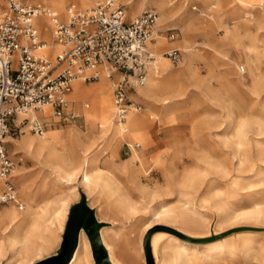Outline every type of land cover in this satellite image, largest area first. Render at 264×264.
Returning <instances> with one entry per match:
<instances>
[{
  "label": "rangeland",
  "instance_id": "rangeland-1",
  "mask_svg": "<svg viewBox=\"0 0 264 264\" xmlns=\"http://www.w3.org/2000/svg\"><path fill=\"white\" fill-rule=\"evenodd\" d=\"M5 1L0 0V5L5 6ZM101 1L104 0L84 4L64 0V13L70 5L84 10ZM114 1L123 7L125 15L132 14L130 19L143 10L155 11L157 29L173 28L177 33L174 40L161 34L155 45L147 44L156 62L166 50L179 52L177 63L167 58L158 61L155 67L161 71L155 74L154 63H150L146 83L136 87L144 88L149 79H158L159 86L152 90L155 98L140 96L136 88L126 93L127 100L139 106L134 114L147 131L146 145H140V163H128L134 152L125 145L138 142L129 135L120 136L113 122L114 112L107 116L109 120L97 121L103 113L98 104L101 98L77 99L70 92L68 108L78 118L69 123H58L51 112L48 116L39 113L44 133L69 130L79 138L61 136L51 144L52 158L4 142L14 164L11 181L23 209L18 212L13 206L0 207L15 214L12 225L6 221L0 231V264L16 261L7 243L10 236L20 238L30 229L32 213L42 214L47 207L44 219H49V212L60 201L69 199L71 205L78 200L79 192L86 203L94 204L98 220L106 224L98 234L111 264H129L131 260L132 264H144L140 239L144 230L156 224L175 229L180 237L162 231L148 237L154 264L168 262L172 257L173 251L166 245L169 236L185 248L188 264H264V0H170L166 5L161 0ZM163 39L164 47H159ZM40 41L48 46L54 43L51 35L45 39L41 33ZM174 42L177 44L167 47ZM44 57L51 60L54 56ZM239 66L243 74L238 73ZM186 67L196 75L185 72L182 95L167 97L176 87L174 83L167 84V74ZM98 70L97 81H75L85 89L103 82L113 108L112 80L105 79L104 68ZM116 77L114 74V82ZM229 78L240 80L242 85H232ZM83 104L93 109V124L84 119L87 108ZM22 118L19 115L9 122L5 137L40 141L42 137L30 133ZM242 122L245 141L235 137ZM13 124L17 130H13ZM247 151L248 160L238 165V158L244 159ZM85 157L90 173L100 169L103 176L110 175V188L86 189L80 176L70 180L55 165L69 172L80 169ZM212 165L222 168L214 169ZM118 166L122 168L117 170ZM55 226L54 239L60 242L62 231ZM218 235L211 240V236ZM154 237L165 243L164 249L155 250L151 243ZM55 249L51 248L47 256ZM80 256L75 264H94L90 250L82 251Z\"/></svg>",
  "mask_w": 264,
  "mask_h": 264
},
{
  "label": "built area",
  "instance_id": "built-area-1",
  "mask_svg": "<svg viewBox=\"0 0 264 264\" xmlns=\"http://www.w3.org/2000/svg\"><path fill=\"white\" fill-rule=\"evenodd\" d=\"M43 1L6 0L5 6L0 5V207L13 206L18 212L23 207L11 181L14 164L3 141L10 130L9 122L22 115L27 130L40 136L45 124L38 116L26 115L42 114L45 106L58 123L74 121L78 115L68 108L67 100L71 83L97 81L98 68H104L105 79L112 80L113 121L123 126L127 112L139 111L126 93L145 81L153 60L147 44L161 34L170 41L177 37L173 28L157 29L158 15L153 10H143L127 20L121 5L104 0L84 10L70 5L65 20H60ZM39 16L50 23L51 39L59 47L51 60L36 52L44 47L33 23ZM162 55L172 63L179 61L175 49ZM237 71L244 73L242 66ZM12 127L18 129L17 125ZM133 149L138 150V146L133 145Z\"/></svg>",
  "mask_w": 264,
  "mask_h": 264
},
{
  "label": "bare ground",
  "instance_id": "bare-ground-1",
  "mask_svg": "<svg viewBox=\"0 0 264 264\" xmlns=\"http://www.w3.org/2000/svg\"><path fill=\"white\" fill-rule=\"evenodd\" d=\"M78 1H80L81 3H84V4L94 2V0H78ZM169 1L170 0H161V3L163 5H166L169 3ZM44 5L47 6L48 8L50 7L51 10L54 11L60 19L65 20V13H64V9H63L64 8L63 7L64 6V0H49L48 4L45 2ZM35 19L37 20L38 26L35 24V21H36ZM35 19L33 20V23L39 29V33H41V35L45 39H49V37L51 35L50 23L47 21V19L44 16H39V17H36ZM159 38H162V37H156L154 42H156ZM163 41H165V40L163 39V40H160L158 42L159 47H164ZM176 44H177L176 42L170 43V44H168L167 47L171 48V46H174ZM178 44H179V46H181L180 42H178ZM58 50H59V47L56 44L50 43V45L48 46V43L46 44V42H45L44 47L38 49L36 52H37V54L42 55V56H48V55L53 56L55 53L56 54L58 53ZM167 51H169V50H167ZM167 51H165V52H167ZM151 54L154 58L153 61L151 62V64L154 63L153 67H155L156 63L159 60L166 59L161 54L160 56H158L157 62H156L155 61L156 57L154 56L153 53H151ZM158 71H161L160 67H155V70L153 71V73L155 74ZM148 72H149V70H148ZM185 72H187L188 74H191L192 76L196 75V72L192 71V69H190L189 67H186V69L184 71H180V72L174 71V72H170L167 74V76H166L167 84L174 83L176 85L174 90L169 91L166 94L167 97H175V96L178 97V96L182 95V93H181V90H182L181 79H182V75ZM230 72H231V68L228 65L227 76H229ZM147 77H148V74L146 76V80H147ZM146 80H145V83H146ZM74 82L71 83V92H72V86H73ZM159 82L160 81H158V79H156V78L154 80L149 79L147 85L144 88H136V87L135 88H136V91H138L141 96L148 97V98L149 97L155 98V95L152 94V90L156 89L157 86H159ZM229 82L232 85H236V86L242 85L240 80L233 81L229 78ZM83 89H85V88L78 83H76L74 86L75 92H81ZM85 97H93L94 99L95 98H101L99 100L98 104H100V106H101V107L99 106L100 109L101 108L103 109V113L97 119V121L99 119H101L103 121L109 120L107 118V116H110L111 113L114 112L113 111L114 108H112L110 105L109 97L106 95V88H104L103 90H100L94 94L85 95L82 98H85ZM164 104L166 105L167 102L165 103V101H164ZM83 106H84V108H87V110L83 111L84 119L87 122H90L91 124H93V122L95 121V118L93 116V109L91 107H88V104H83ZM47 111L50 112L49 108L47 106L42 108L43 116H48ZM134 113H136V112H134V111L127 112L123 126L115 125L117 127V129L119 130L118 133L120 134V136H126V135L128 136L129 135L133 139L137 140V142H138V144L126 143L128 146V149L131 152H134L133 156L128 160V163L131 165L134 163H140V153L143 151V150H140V145L145 146L146 145V139H147V131H145V128L143 127V124L141 123L140 119L138 117H136V115ZM30 114L32 115V117L34 116L33 113H30ZM129 115H131V116H129ZM18 119L20 120V118H18ZM108 124H109V122H108ZM98 127L102 128L103 126L99 125ZM243 127H244V122L240 123V125L238 126V129L236 130V133H235V137L238 140L243 139V141H245V133H244ZM40 136L42 138L40 139V141H36V142L33 141L29 137H24L20 141H15L13 139L10 140L9 137H7V138L5 137L3 141L5 143L9 142L13 146H15V144H17L20 148L26 149L27 151H31V152L36 153V154L45 153L47 155V157L52 158L53 151L51 148V144H53L54 142H58V139L61 136H64V137L68 138L69 140L79 138V137H77V134L70 133L69 130H67L63 133H58V132H54V131L45 132ZM246 144H248V142ZM133 145H137L138 150H134ZM238 145L241 146V142H239ZM248 153H249V151L246 152V154H245L246 156L244 157V159L238 158V161H237L238 165H241L242 163H244L245 159L248 160ZM87 162H88V157H85L83 164H82L80 169L72 170L69 172H65V170L61 169V166L59 164H55V165H56L57 169L62 170L64 176H66L70 180L75 179L77 176H80L79 181L81 184H83L86 187V189L87 188L90 189L91 187H95V188H97V187H100V188L101 187H104V188L108 187L110 175L103 176L102 174H100V172H101L100 169L95 170L94 173H90L88 171V163ZM245 163H246V161H245ZM212 167L214 169H221L222 168L219 165H212ZM116 169L119 170L121 168L118 166V167H116ZM11 172H13V171H11ZM108 188H110V187H108ZM69 202H70L69 199H64V200L60 201L57 208L51 214L49 212V219H44V216L48 215L49 210L47 207L42 209V212H41L42 214L32 213V219H31L32 225H31L30 229L20 238H18L17 236H15V237L10 236L8 243H7V246H8L9 252H11V258L16 259V261L13 264H32V263L36 262L37 260L42 259L44 256H47L48 251L51 248H53V247L57 248L58 247L59 241L54 239V235H53L54 232L52 230L53 229L52 226L57 225L59 227V230L62 231L64 222L66 219V214H67L68 208H69L68 207ZM128 206L130 208V211L134 210V208L131 205L128 204ZM126 209H127V207H126ZM14 215L15 214L13 213V211L9 208H6L4 210H0V231L3 230L6 221L12 225ZM148 229L149 228H147L146 230H148ZM57 230H58V228H57ZM146 230H144V232ZM78 237L79 238H77L76 245H75L76 248L74 247V249H73V251H72V253H71L66 264H75L76 261L78 260V258L81 257L80 256L81 252L84 250L85 251L90 250V256H91V248H90V244L88 242L86 235L82 231H80ZM141 241H142V237L140 239V246H141ZM151 243H152L153 247H155V250L164 249L165 243L160 241L159 238H157V237L152 238ZM166 245L173 251V254H172V257L170 258V260L168 262H166L164 260V261H162L161 264H188V257L185 254L186 250L184 247H182L178 243L176 238L169 236L167 238ZM141 250H142V247H141ZM91 258H92V256H91ZM1 260H2V251H0V261Z\"/></svg>",
  "mask_w": 264,
  "mask_h": 264
},
{
  "label": "water",
  "instance_id": "water-1",
  "mask_svg": "<svg viewBox=\"0 0 264 264\" xmlns=\"http://www.w3.org/2000/svg\"><path fill=\"white\" fill-rule=\"evenodd\" d=\"M105 225V222L98 221L95 218L94 210L88 207L84 194L79 192L78 200L68 208L58 247L53 254L32 264H66L76 245L79 231H82L88 238L94 264H111L100 243L98 234L99 229ZM160 231L179 236L178 232L170 227L161 224L151 226L144 232L141 241L144 264H154L149 254L147 241L152 233ZM211 237V240H213L219 238V235Z\"/></svg>",
  "mask_w": 264,
  "mask_h": 264
},
{
  "label": "crops",
  "instance_id": "crops-1",
  "mask_svg": "<svg viewBox=\"0 0 264 264\" xmlns=\"http://www.w3.org/2000/svg\"><path fill=\"white\" fill-rule=\"evenodd\" d=\"M130 17H132V14H128L127 13V15H126V19L127 20H129L130 19ZM157 42V41H156ZM156 42H154V43H152V44H156ZM169 50H171V49H169ZM167 51V50H166ZM165 52V51H164ZM56 54V53H55ZM54 54V55H55ZM48 55V54H47ZM53 55V56H54ZM48 56H51V55H48ZM52 57V56H51ZM162 60H164V59H162ZM162 60H159V61H162ZM114 77V76H113ZM76 83H79V84H81V85H83L81 82H79V81H75L74 83H73V86H72V92H73V97H75V98H77V99H79V98H82V97H84L85 95H88V94H94V93H96V92H98V91H100V90H103L104 88H106L104 85H102L101 83H103V82H98V83H96V85H94L93 87H88V89H83L81 92H75L74 91V86H75V84ZM84 86V85H83ZM71 92V91H70ZM70 94V93H69ZM135 96H137V95H135ZM141 96V95H140ZM145 98V97H144ZM48 112V111H47ZM48 114V113H47ZM38 116L39 114L38 113H34V116ZM27 116H30V117H32V115L30 114V115H27ZM130 116V115H129ZM7 138V137H6ZM163 143V142H162ZM164 144V143H163ZM126 160V159H125ZM120 168H122V166H119ZM88 204V203H87ZM69 205H70V202H69V204H68V207H69ZM88 207L89 208H92L93 210H94V215H95V218L98 220V217H97V213H96V207L94 206V204L93 205H91L90 203L88 204ZM98 221H101L100 219L98 220ZM79 238V237H78ZM133 263V260H131V261H129V264H132Z\"/></svg>",
  "mask_w": 264,
  "mask_h": 264
},
{
  "label": "trees",
  "instance_id": "trees-1",
  "mask_svg": "<svg viewBox=\"0 0 264 264\" xmlns=\"http://www.w3.org/2000/svg\"><path fill=\"white\" fill-rule=\"evenodd\" d=\"M150 254V253H149ZM151 256V255H150Z\"/></svg>",
  "mask_w": 264,
  "mask_h": 264
}]
</instances>
